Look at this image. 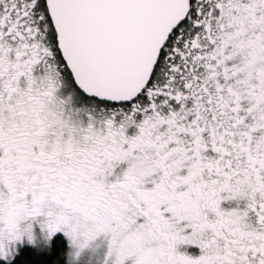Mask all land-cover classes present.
Masks as SVG:
<instances>
[{"label": "snow or ice", "instance_id": "1", "mask_svg": "<svg viewBox=\"0 0 264 264\" xmlns=\"http://www.w3.org/2000/svg\"><path fill=\"white\" fill-rule=\"evenodd\" d=\"M0 264H264V0H0Z\"/></svg>", "mask_w": 264, "mask_h": 264}]
</instances>
